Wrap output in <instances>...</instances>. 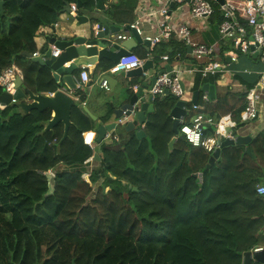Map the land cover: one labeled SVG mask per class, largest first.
<instances>
[{
  "label": "trees",
  "instance_id": "1",
  "mask_svg": "<svg viewBox=\"0 0 264 264\" xmlns=\"http://www.w3.org/2000/svg\"><path fill=\"white\" fill-rule=\"evenodd\" d=\"M0 1V74L15 63L25 91H59L51 67L24 53L37 51L39 28L54 25L66 4L78 0ZM80 1L86 10L96 6ZM135 2L117 0L109 15L129 25ZM216 19L223 16L217 12ZM133 54L147 58L139 47ZM75 96L67 131L62 121L48 128L49 108L24 112L21 100L0 105V264H243L264 232V196L257 193L264 171L255 154L227 147L207 169L212 153L181 136L171 149L170 112L179 99L168 96L155 99L145 138L104 143L95 158L85 139L96 136L94 121L82 108V91ZM213 130L205 125V134Z\"/></svg>",
  "mask_w": 264,
  "mask_h": 264
},
{
  "label": "crops",
  "instance_id": "2",
  "mask_svg": "<svg viewBox=\"0 0 264 264\" xmlns=\"http://www.w3.org/2000/svg\"><path fill=\"white\" fill-rule=\"evenodd\" d=\"M101 1L102 8L100 9L97 8L98 0H96V6L92 10H86L82 7L78 8L75 14H73L71 11L64 10L60 13L58 21L54 25L41 26L37 32V35L35 36L37 51L41 54L44 51L45 55V53H47L50 48H52L54 51L57 50L50 43L52 38L55 37L76 38L78 36H84L86 38H94L95 28L99 23L120 27L121 29L118 33L126 35V39L115 41L112 39L111 41L108 40L107 42L110 47L116 45L125 47L126 41L132 39L133 37L131 31H128V26L130 24L137 23L138 27L142 31V35H139L138 33L137 35L140 36L143 41L133 44L129 50L133 52L135 48L139 47V51L146 50V54L150 51L152 54L150 57L146 56L147 58L145 62L147 60H152L154 64L153 68L144 72L142 76L144 81H148L147 75L152 76L158 74L159 72H167V66L171 67V72L180 71L183 84L187 90L185 95L182 97V100L187 102L189 114L190 112L192 113L188 116L195 115L192 118V121L189 123H192L193 119L199 113H202L205 118L213 117L214 122L211 124V126L214 128L213 134L217 130V125L215 123L223 118L224 121L228 122L226 124V126L228 125L227 129L229 128L234 130L236 127V130L233 131V135L241 134L244 136H252V139L248 144L251 153H245L249 154L250 156H254V153L255 158H252L253 160L255 159L254 164H256L258 167H261L264 171V91L262 92L258 101L259 114L254 120L245 122L243 120V110L240 113L238 119H235L237 116L236 110L243 105H246L249 91L254 88L260 78V75L262 72H264V64L257 54L239 53L236 61L231 60L227 52L229 49H231V43L221 38L219 33V24L221 21L216 19L217 12L223 16V12L221 10L222 3L220 0H217V2L214 0H208L210 3L213 2L211 4L215 8L216 12L212 17L202 20H193L191 18L190 5L187 1L136 0L134 11L135 19L129 25H127V23H117L109 15L110 6L117 0ZM164 3H166V5L169 7V18L167 20L173 28V33L171 38H163L160 42L154 46H151L150 44L145 43L144 37L157 36L162 33L163 29L160 23L163 21V15L160 14V10ZM183 23H186L191 27V38L194 42L212 45L215 48L217 59L222 67L221 72L208 77H202L201 74L197 72L196 68H198V65H204V62L198 61L193 57L191 47L186 44L179 35L178 29L180 24ZM112 49L115 51L114 47ZM165 55H171V58L164 60L163 56ZM100 63H102L104 66L110 63L115 64L111 60L105 58L102 61H98V63L94 66H82L73 74L75 83L77 80L83 82L81 88H79L85 97V105L82 104V108L84 109V107H87V109L96 117V119H93L91 116H89L94 121V123H92V128L96 131V141L94 146L96 151L94 156L95 154H98L99 156L101 146L104 143L116 142L122 144L136 134V130H126L125 127L128 123L127 122L124 125L116 126L107 132H114L117 134L119 141H97V129L99 126L101 124L107 125L114 122L116 123L118 119L115 118V109L120 108V106L126 103L128 100V95L125 92L124 86H131L133 91H137L140 84L142 83L137 82L138 76H132L128 78L117 75V85L115 86L114 91L111 90L110 84L109 90L105 89L101 86V81L104 77V74H113L108 71L106 72V68H100ZM69 64L70 62H67L65 66H68ZM94 69L95 71H93ZM63 76H61L59 80L63 85L59 90H64L73 98V105L78 104L79 98L75 96V91L77 89H70L67 86ZM199 76L200 83L199 86L196 87V84L199 82L197 81ZM208 78L209 80L204 82V80ZM206 83H209L210 86L214 87L215 91L213 96V93H209L210 91L208 92L203 90V86ZM148 84H151V80L148 81ZM136 85L139 86L135 89ZM147 91L148 89H144V94L148 98L150 94H148ZM196 91L199 92L198 105L201 106L199 107L201 109L195 107V104L193 103L194 93ZM55 93H46L43 95L52 97L55 95ZM204 95H207V99L204 98ZM153 101L155 100L153 99ZM22 110L25 112L24 109ZM149 113L151 112H146V120ZM54 116L55 112L53 111L52 119ZM188 116L183 119L184 122L189 120ZM134 119L135 118L132 120ZM99 121H101V123ZM238 122L244 123V125L238 128ZM49 124L50 122L47 124V126H49ZM53 126L54 125H52L50 128ZM140 127L144 129L145 123L140 125ZM178 139L179 137L176 136L175 143ZM91 165L92 164L89 163L88 167L90 168ZM85 175H87V173H85ZM262 183L264 185V182ZM258 247H264V244L260 243Z\"/></svg>",
  "mask_w": 264,
  "mask_h": 264
},
{
  "label": "built area",
  "instance_id": "3",
  "mask_svg": "<svg viewBox=\"0 0 264 264\" xmlns=\"http://www.w3.org/2000/svg\"><path fill=\"white\" fill-rule=\"evenodd\" d=\"M181 2L187 1L190 5V15L193 20H202L210 18L216 12L213 5L208 0H180ZM217 2V0H214ZM70 11L75 14L78 10L76 3H70ZM223 12V19L219 24V33L223 40H227L231 43V49H229L228 55L231 60L236 61L238 54H257L262 63L264 64V0H225L221 6ZM160 14L163 15V21L160 23L163 29L162 33L157 36H145L144 40L148 41L151 46H154L160 42L163 38H171L173 28L169 21V7L164 3L161 7ZM98 24L95 28L97 30ZM135 30L136 33L142 35L141 29L137 23L130 24L128 31ZM178 33L181 38L191 47L193 57L198 61H203L204 65H198L197 72L202 77H208L222 71L220 62L217 59L215 48L212 45L194 42L191 38V27L186 24H180ZM126 35L115 33L112 36L113 41L125 40ZM60 50H53L54 56H59ZM151 52L147 53V57L151 56ZM34 57L43 56L40 52L35 51ZM164 60L168 59V56H163ZM146 59H143L131 52L129 55H125L120 60L108 69L111 74L121 71H129L135 68L142 67ZM157 78L154 85L148 89L147 93L153 96V99H164L168 96H173L178 99L186 93V87L183 84L180 71L174 72H160L156 74ZM148 81L151 80V76H148ZM23 80V73L19 66L15 63L4 69L0 74V86L4 91L14 94L16 92L17 80ZM82 81L76 82V89L81 88ZM101 86L109 90V81L102 78ZM139 85L135 86V89ZM264 91V72L260 75V78L254 88L249 91L247 102L244 111L245 122L254 120L259 114L258 101L262 92ZM207 99V95H204ZM85 105V102L82 103ZM197 108L201 106H196ZM201 109V108H199ZM135 116V112L127 114V110L123 111V115L117 120L116 126H122L125 123L132 121ZM214 121L212 118H205L202 113H199L192 123L182 121L179 127V134L184 135V139L187 140L192 146L197 148H203L208 153H213L219 147V140L233 137L232 132H228L226 124L228 122L221 118L215 124L217 125L216 132L211 135L205 134V125L212 124ZM86 143L94 148L96 136L92 133L86 134ZM107 141L116 140L119 141V137L114 132L107 133L105 139ZM200 178L202 174L199 173ZM257 193L264 196V185L259 184L257 186ZM264 247H256L252 251L261 250Z\"/></svg>",
  "mask_w": 264,
  "mask_h": 264
},
{
  "label": "water",
  "instance_id": "4",
  "mask_svg": "<svg viewBox=\"0 0 264 264\" xmlns=\"http://www.w3.org/2000/svg\"><path fill=\"white\" fill-rule=\"evenodd\" d=\"M225 0H220L222 4H224ZM2 1H0V6H2ZM77 7L82 8L83 4L80 0L77 1ZM70 3L66 4V11H70ZM97 8H102V1L98 0ZM120 27L115 25H108L99 23L97 30H95V37L94 38H86L84 36H78L76 38H52L50 41L51 45H53L56 49L60 50L59 56L53 55V49L50 48L47 53L41 57H34L33 54L24 53L29 58H31L34 62H37L41 65H48L51 67L53 71V75L56 80H60L61 76L64 74V80L66 81L67 86L70 89H76V83L74 80L73 74L82 66L87 65H96L98 61H102L103 59L107 58L114 63H117L121 57L125 55L131 54L129 48L133 44L137 42H142V38L137 35L135 30H131L132 39L127 40L125 43V47L120 46H113L115 51L108 45V40H112V36L115 33L120 31ZM111 37V38H110ZM145 43L150 44L148 41L145 40ZM67 62H70L68 66H65ZM154 64L152 60H147L142 67L135 68L129 71H121L119 70L113 75L104 74V78L109 81L111 86V90L114 91L115 86L117 85V75L125 76V77H132V76H143L146 70L153 68ZM101 68V67H100ZM95 71V69L93 70ZM108 69H106V72ZM167 72H171V67L167 66ZM160 74V72H159ZM157 76H151V84H148V81H143L137 91H133L132 87L124 86L125 92L128 95V100L126 103L122 104L120 108L115 109V118L119 119L123 115V111L127 110V114L130 115L131 112H135L134 120L129 121L126 124V130L132 131L136 130V135L138 138L142 139L146 137V132L140 125L146 122V112H153V96L149 95L147 98L144 94V89L151 88ZM23 80L18 79L16 83V92L14 94L8 93L4 91L0 95V105L6 106L11 104L12 102L21 100L24 102L26 106L22 107L25 112L29 111L30 108H39V109H46L49 108L52 112H55V116L50 121L48 128L54 125L57 122L62 121L65 124V129L70 127V115H71V108L73 106V98L67 94L64 90H59L55 93L54 96L49 97L47 95H36L33 93H29L22 88ZM132 90V91H131ZM204 91H210L209 93H213L214 95V87L210 86L209 83H206L203 86ZM26 93H29L28 96ZM27 96V97H26ZM198 97L199 92L196 91L194 93L193 103L195 107L198 106ZM84 111L91 116L93 119L96 117L84 107ZM14 112L17 113V109H14ZM188 108L187 102L185 100H178L176 105L170 112V116L173 118V131L175 133V137L171 140L169 146L172 149L173 145L176 141V136L179 134V127L188 115ZM101 123V121H99ZM116 123H111L107 125L101 124L97 129V141L102 142L105 139V136L109 130L114 128ZM228 132H232L233 130L228 128ZM184 138V135H180ZM252 139V136H244L241 134H235L231 138H225L219 140V147L211 154L209 162L206 166L209 169L212 164L218 159L224 148L237 146V145H245V152L251 153L250 147L248 146L249 141ZM95 158H99L98 154H95ZM49 182V193L54 191V174L52 172H48L46 174ZM134 190H137L135 187ZM253 261H259L264 264V248L261 250L256 251H248L244 254V261L243 264H252Z\"/></svg>",
  "mask_w": 264,
  "mask_h": 264
},
{
  "label": "rangeland",
  "instance_id": "5",
  "mask_svg": "<svg viewBox=\"0 0 264 264\" xmlns=\"http://www.w3.org/2000/svg\"><path fill=\"white\" fill-rule=\"evenodd\" d=\"M211 3H213V2H211ZM144 81V79H143V77L142 76H138L137 77V82L138 83H141V82H143ZM17 105L21 108V109H23L22 107H24V106H26L25 104H24V102H21V103H17ZM197 109V108H196ZM193 112V111H192ZM192 113L190 112V114L188 113V115H191ZM187 115V116H188ZM195 116V115H194ZM194 116H188V119L189 120H186V122L187 123H189L190 121H192V118L194 117ZM236 130V127H235V129L233 130V131H235ZM180 135L181 134H178V137H180ZM92 165H91V167H90V169L92 168V166L94 165V163H91ZM260 243H263L264 244V232H263V234H262V236L260 237Z\"/></svg>",
  "mask_w": 264,
  "mask_h": 264
}]
</instances>
